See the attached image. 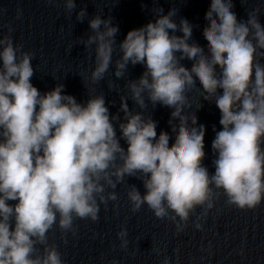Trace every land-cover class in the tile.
<instances>
[{"label": "clouds", "instance_id": "obj_1", "mask_svg": "<svg viewBox=\"0 0 264 264\" xmlns=\"http://www.w3.org/2000/svg\"><path fill=\"white\" fill-rule=\"evenodd\" d=\"M63 4L71 18L75 0ZM233 8V0H211L202 30L207 51L192 40L193 24L174 19L176 8L166 14L156 8L154 20L128 31L119 44L111 16L91 18V33L79 38L89 56L94 51L90 76L78 74L84 85L104 81L113 66L117 79L125 78L129 65L145 69L138 79L126 80L129 95L120 96L117 114L110 113L103 93L92 94L94 89H87L83 103L66 94L63 83L41 93L31 82L35 53L14 43L11 24L3 26L0 264H65L50 233L58 230L67 244V235L77 234V220L97 222L101 205L107 209L110 201L117 209L118 185H126L133 214L146 205L156 219L171 221L177 234L193 217L194 228L203 231L201 221L221 196L227 206L241 210L264 201V24L260 8L248 11L246 20ZM22 15L17 8L16 18ZM86 17L85 8L76 12L77 21ZM184 60L191 61L190 68ZM108 87L114 88L111 81ZM194 90L200 94L197 111L202 99L215 103L220 113L222 127L213 126L211 141L212 173L203 164L206 128L191 111ZM129 100L140 110L130 108ZM149 105L171 110V134L157 133L158 122L145 115ZM128 177L142 181L145 191L128 184ZM128 235L126 226L116 233L125 252ZM151 251L162 255L153 244ZM170 259L164 255L160 264Z\"/></svg>", "mask_w": 264, "mask_h": 264}]
</instances>
